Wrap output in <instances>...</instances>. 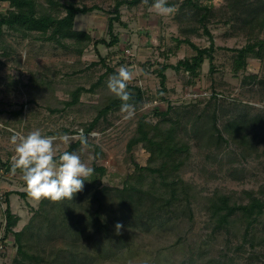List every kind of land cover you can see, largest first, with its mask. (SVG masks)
Returning a JSON list of instances; mask_svg holds the SVG:
<instances>
[{"label": "rangeland", "instance_id": "rangeland-1", "mask_svg": "<svg viewBox=\"0 0 264 264\" xmlns=\"http://www.w3.org/2000/svg\"><path fill=\"white\" fill-rule=\"evenodd\" d=\"M57 1L98 6L100 10L78 15L74 30L87 32L94 40L111 39L109 18L114 16L117 0ZM168 1L175 6L169 16L158 15L150 7L153 0L121 7L120 21L114 24L120 43L112 48L91 43L81 56L74 40L57 42L61 38L58 35L48 41L46 38L52 31L46 35L33 32L25 37L19 31L3 28L0 38V157L3 161L13 163L14 134L27 135L39 129L44 135H67V142L56 141L58 151L63 152L81 138V130L86 133L84 129L97 118L101 108L116 97L107 87L113 74L105 76L94 92L82 93L77 105L66 107V102L71 101L76 88L90 89L105 74L102 58L116 71L121 65L128 67L133 72L128 86L141 89L144 96L129 119L124 118L121 107L101 117L86 135L87 142L75 150L88 166L106 168L103 178L98 179L100 187L122 189L130 175L136 173V165L149 164L150 151L143 143L131 152L128 150L130 141L138 134L140 121L153 138L155 127L160 131L169 125L165 120L177 119V114L183 116L180 132L176 133L188 142L189 155L177 173L194 190L196 198L191 204L166 198L151 203L127 195L123 200L126 207H122L119 200L108 196L101 209L102 221L109 231L106 234L96 231L92 224L97 203L90 204L85 191L74 194V206L68 203L69 199L52 201L11 195V209L19 218L14 231L20 232L32 224L27 237L34 234L33 230L40 231L36 242L47 252L53 251L56 264H264V216L258 231L253 232L256 238L252 246L241 241L242 224L216 230L205 205V198L218 191L235 196L237 204L242 192L249 197V193L259 196L264 191L263 135L251 149L250 145L233 140L218 145V134L213 129L215 115L216 125L222 131L234 118L260 115L264 118V85L260 83L264 81V56L249 57L247 65L235 72L238 51L248 44L250 34L244 23L246 15L236 10L237 0H193L201 8L210 9L205 24L215 44V71L211 72L208 59L195 77L168 69L167 91L162 92L161 99L158 70L196 55L190 45L179 46L176 40L188 38L201 48L211 45L196 19L206 11L196 10L188 0ZM38 3L39 12L65 16L61 8L50 7L46 0ZM8 8V3H0V13ZM257 28L254 31L258 32ZM258 38L264 40V31ZM254 76L257 80L253 83ZM40 83L47 89L39 86ZM169 106L171 112L167 116L157 115L166 112ZM20 110L22 114L16 115ZM257 130L262 133L260 128ZM97 176L93 171L85 179L97 180ZM17 191H28L22 174L0 169V264H14L17 258L14 237H5L4 201L6 192ZM109 195L118 198L114 190ZM167 195L169 198L170 194ZM117 222L122 225L119 232L115 228ZM36 242L32 244L38 246Z\"/></svg>", "mask_w": 264, "mask_h": 264}, {"label": "trees", "instance_id": "trees-1", "mask_svg": "<svg viewBox=\"0 0 264 264\" xmlns=\"http://www.w3.org/2000/svg\"><path fill=\"white\" fill-rule=\"evenodd\" d=\"M141 1L142 0L116 1L115 10L113 11L114 16L109 18L108 34L111 39L107 42L106 39L94 40L89 33L74 30L76 17L80 14L86 15L96 10H100L98 6H77L74 2L60 3L57 0H46L50 7L61 8L65 13V16L57 17L49 14L48 12H39L38 0H0V3L6 2L9 4L8 10L5 13H0V38H2L4 34L3 28L8 27L9 29L23 33L25 37L33 32L46 35L48 31H52L50 36L46 38L48 41L53 40V38L58 35H60L61 38H59V41L57 40V42L74 40L75 45L80 46H75V49L78 51L80 56L83 55L85 49H87L91 43L112 48L120 43V38L114 30L115 22L120 21V8L123 6L133 7L138 5ZM187 3L191 4V6L196 10L206 11L205 15L195 17L197 22L203 26L204 33L208 35L211 40V45L209 47L201 48L192 43L188 38L176 40L179 46L182 44L190 45L193 50L196 51V55L192 58L179 60L176 65H163L158 70L161 86V91L158 95L161 99L163 98L161 96L162 92L167 91V76L165 72L168 69H174L177 72L183 71L195 77L205 60L208 59L211 66V72L215 71L213 56L215 44L213 36L208 30V26L205 24L208 20L210 9H208V7L201 8L198 5V2H194L193 0H188ZM234 5L237 7L236 10H239V12L246 15L244 17V23L250 28V34H248V44L238 51L239 54L234 62L235 72H238L247 65L246 61L249 57L262 59L264 56V40H260L258 38V36H260L264 31V0H249L248 3L247 1L242 2L241 0H237ZM255 27H258V32L254 31ZM192 30L194 31L195 29ZM5 55L7 56V54ZM101 60L106 68L105 74L101 76L99 81L93 84L90 89H86L84 87L76 88V90L71 93V101L66 102V107L77 105L81 99L82 93L94 92L95 89L102 84L105 76L108 74H115L117 72L115 68L105 64V60L103 58ZM255 80H257L256 76L251 79L253 83ZM43 83L44 85L47 84L45 82ZM260 83L264 85V81H260ZM42 84L40 83L39 86L42 88L45 87ZM128 89H130V100L128 103L138 107L143 99L144 92L137 87L128 86ZM121 103L122 102L119 98H112L108 104L101 108L97 118L91 124L86 126L84 129L86 133L83 134V138L81 137L76 143L70 146L67 151H75L81 143L87 142L86 135L94 129V126L97 124L99 119L104 117L107 113L121 107ZM169 112H171L170 106L166 112L157 113V115L167 116ZM21 114L22 110L16 113V115ZM176 118L177 119L165 120V122L169 123V125L168 127L164 126L162 130H160L162 133L159 131L158 127L154 128V131L156 132L154 137L158 138H150L149 133L144 129L143 121H140L138 134L130 141L128 150L131 152L134 147L143 143L150 151V158L148 160L149 164L144 167L136 165V173L130 175L129 179L124 182L122 189H108L100 187L98 179L100 180L103 178L106 173V168L103 166H94V173L98 175L97 180H89V178H86L87 181L84 182L82 191H85L87 197H89L88 202L90 204L97 203V208L94 211L92 220V224L96 231H105L104 233L109 234L107 226H105L102 221L103 217L101 213V209L105 203V198L108 196H110L112 200H119L122 207H126V202L123 200L127 195L128 197L133 198L139 197L151 203H155L160 198L177 199L180 201H186L188 204H191L193 200H195L196 197L192 186L188 183H184L181 176H178L177 173L185 165V162L188 159L189 144L186 140L184 142L182 140L184 138H181V135L176 133L180 132L179 130L181 129L180 125L182 124L183 116L181 117L177 114ZM213 122V129L218 134L216 140L218 145L222 143L227 145L233 140L234 142L244 146L250 145V148L252 149L255 147L257 142L259 143L261 135H263L262 140L264 142V118L262 115L253 118H249L248 116L234 118V120L229 121L225 125L223 131L216 125V115ZM257 128H260L262 133H260ZM223 132L227 133L230 136V139H226ZM182 136L185 137L186 133ZM213 136L214 134H212V137ZM156 139L159 141H156ZM0 169H10L22 174L19 168H13V163L3 161L1 157ZM113 190L116 194H118V198L109 195V192ZM242 193L243 194L239 197L241 200L240 204H237L235 196L232 194H222L218 191L214 194V196L205 198V205L207 204L210 218L212 222L215 223L216 230L227 229L231 227L232 224L235 227L236 225L242 224L244 225V232L243 235H241V241L243 243L250 242V244L254 246V238L256 237L255 235L253 236V232L258 231V224H261V218L264 216V191L260 193L261 196H255L254 193H249L248 197V193ZM13 194H17L24 199L29 198L31 195L29 189L27 192L17 191L6 192L4 194V201L6 203L5 237L12 235L17 247V258L14 260V264H56V261L52 258L53 251L50 250V252H47V249L42 247L39 241L36 242L37 238H40L41 236L40 231L38 232L37 230L35 232V230H33L34 234L31 233L29 237H27L28 231L33 229L32 224L20 232L14 231L19 218L11 209L10 197ZM167 194H170L169 198L167 197ZM74 198L75 195H73L72 199L68 202L73 204V206L75 205V201H73ZM246 198L248 202L244 203V199L246 201ZM43 205H45L44 202H42V206ZM47 216L48 214L46 213L45 217ZM45 219H48V217ZM31 240H35V242L40 246L32 244ZM29 242H31V244H29Z\"/></svg>", "mask_w": 264, "mask_h": 264}, {"label": "clouds", "instance_id": "clouds-1", "mask_svg": "<svg viewBox=\"0 0 264 264\" xmlns=\"http://www.w3.org/2000/svg\"><path fill=\"white\" fill-rule=\"evenodd\" d=\"M150 7L161 16L172 15L175 11V6L169 4L168 0H153ZM132 79L133 72L121 65L107 81L108 89L122 102L121 111L125 113V119L135 114V106L128 103V82ZM80 135L83 138L82 130ZM11 139L15 145L13 168L21 170L30 195L36 199L71 200L74 194L83 190L84 182L87 181L85 177L94 171L76 151H58L56 141L59 139L67 142V135H44L35 129L27 135L14 134ZM121 227V223L117 222V232Z\"/></svg>", "mask_w": 264, "mask_h": 264}]
</instances>
